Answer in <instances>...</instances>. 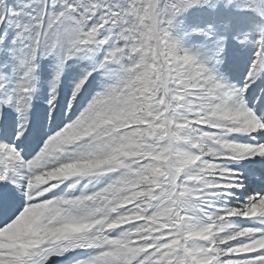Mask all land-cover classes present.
<instances>
[{
    "label": "snow or ice",
    "instance_id": "1",
    "mask_svg": "<svg viewBox=\"0 0 264 264\" xmlns=\"http://www.w3.org/2000/svg\"><path fill=\"white\" fill-rule=\"evenodd\" d=\"M0 264H264V0H0Z\"/></svg>",
    "mask_w": 264,
    "mask_h": 264
}]
</instances>
